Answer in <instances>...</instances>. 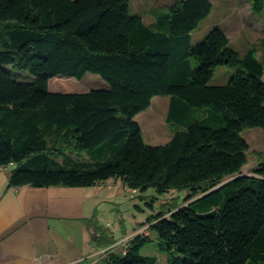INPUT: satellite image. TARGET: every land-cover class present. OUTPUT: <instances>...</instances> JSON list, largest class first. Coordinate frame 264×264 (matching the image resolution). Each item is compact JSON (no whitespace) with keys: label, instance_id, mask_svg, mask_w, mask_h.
<instances>
[{"label":"trees","instance_id":"trees-1","mask_svg":"<svg viewBox=\"0 0 264 264\" xmlns=\"http://www.w3.org/2000/svg\"><path fill=\"white\" fill-rule=\"evenodd\" d=\"M252 7L262 13L264 0ZM212 8V0H175L156 15V29L131 0H0V169L10 168L9 187L114 179L134 194L189 191L184 205L149 217L152 236L138 232L121 251L96 214L86 219L98 233L91 243L106 251L100 264H157L142 253L152 238L169 264H264V156L244 172L250 146L242 135L264 128V62L255 46L234 49L218 27L192 44ZM219 65L235 74L212 85ZM89 71L109 87L49 90L55 75ZM156 95H170L166 120L177 128L153 145L135 117ZM83 151L89 160L73 157Z\"/></svg>","mask_w":264,"mask_h":264},{"label":"rangeland","instance_id":"rangeland-1","mask_svg":"<svg viewBox=\"0 0 264 264\" xmlns=\"http://www.w3.org/2000/svg\"><path fill=\"white\" fill-rule=\"evenodd\" d=\"M174 1L131 0V11L141 14L146 24L157 29L156 15L169 11ZM212 4L211 13L191 32L192 44L201 42L211 29L218 27L228 35L231 46L241 54L253 45L261 49L262 55L264 54V11L256 13L252 7V0H212ZM9 68L16 73L19 80L34 81V75L29 71ZM234 74V68L219 65L210 84H226ZM50 81L56 85L49 87L51 91H54L52 89H58L56 91L65 89V92L87 91L92 88L109 87L105 79L90 71L81 78L58 74L50 78ZM169 104L170 95H156L151 105L136 115L135 119L139 122L148 144H163L173 136L177 126L166 120ZM208 110H210L208 107L193 106L194 114L199 117L208 115ZM242 135L250 146L248 164L244 166V172L251 174L253 166L264 156V128H248ZM73 157L81 160L90 159L86 151L73 153ZM63 158L64 156H61L60 160ZM113 180L108 188L97 196L98 206L93 214H96L99 227L111 233L112 238L117 240L115 249L119 251L123 249V243L138 232H145L152 236L149 217L173 205H184L189 193L188 189H172L168 193L159 194L154 188H149L145 192L134 194V190L124 185L121 180L117 184ZM142 253L157 255V264H169L167 252L159 248L154 238L146 243Z\"/></svg>","mask_w":264,"mask_h":264},{"label":"crops","instance_id":"crops-1","mask_svg":"<svg viewBox=\"0 0 264 264\" xmlns=\"http://www.w3.org/2000/svg\"><path fill=\"white\" fill-rule=\"evenodd\" d=\"M9 174L0 169V264H100L105 250L91 243L98 233L85 220L113 179L89 187H9Z\"/></svg>","mask_w":264,"mask_h":264}]
</instances>
